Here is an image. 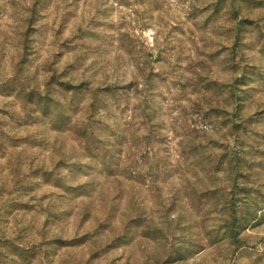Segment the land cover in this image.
Returning a JSON list of instances; mask_svg holds the SVG:
<instances>
[{
    "label": "rangeland",
    "instance_id": "obj_1",
    "mask_svg": "<svg viewBox=\"0 0 264 264\" xmlns=\"http://www.w3.org/2000/svg\"><path fill=\"white\" fill-rule=\"evenodd\" d=\"M0 264H264V0H0Z\"/></svg>",
    "mask_w": 264,
    "mask_h": 264
}]
</instances>
